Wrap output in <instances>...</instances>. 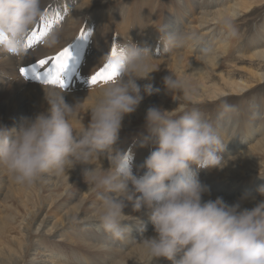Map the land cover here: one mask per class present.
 I'll use <instances>...</instances> for the list:
<instances>
[{
	"label": "bare ground",
	"instance_id": "obj_1",
	"mask_svg": "<svg viewBox=\"0 0 264 264\" xmlns=\"http://www.w3.org/2000/svg\"><path fill=\"white\" fill-rule=\"evenodd\" d=\"M84 1L77 8L76 5ZM130 1L42 0L44 18L36 22L28 37L32 32L44 31L45 24L56 21L59 16V21H56L54 27L52 24L48 31L58 32L59 43L51 48L42 46L40 43L43 37L26 50L21 64L19 59L16 61V56L1 60L0 75H9L13 82L8 81L7 87L0 92V107L7 103L6 108L0 112V123L9 127L12 123L18 128L20 122L14 124V120L10 119H15L11 111H16L21 102L13 96L26 87L30 94L23 90L22 98L30 96L32 100L37 96L43 102L33 111L34 114L48 108L44 89L49 87L39 84L41 81L36 79L38 84L28 83L32 81L31 73L28 81L20 78L22 67L30 68L39 60L50 59L65 47L80 42L82 58L78 59L83 61L82 65L79 70L73 66V70L64 77L67 85L72 87L71 83L75 82L80 90L73 91L72 87L64 97L73 100L76 96H86L89 98L86 104L93 105L104 83L92 85L89 80L107 63V55L112 48L128 42L143 43L150 47L154 58L152 69L157 71L151 74V80H138L137 83L141 88L151 83L159 92L146 96L136 112L124 118L123 128L115 145L116 149L131 157L134 174L142 175L144 169L141 165L157 148L155 141L147 147L140 146L142 135L146 134L144 123L149 107L157 106L167 111L176 109L179 114L192 106L200 109L205 105L214 106L223 101L246 98L264 85V43H254L250 50L240 48V43L244 40L241 34L244 24L238 21L240 16H255L254 11L264 4V0ZM59 6L60 9H57ZM115 8L124 10L118 18L114 17ZM225 16L235 21L239 31L238 38L226 40L221 26ZM59 25L63 27L60 28ZM92 25L95 27L89 38L80 40L81 30L88 32ZM164 25H167L168 31L184 32L194 38L164 51L160 43V37L163 36L160 28ZM205 48L210 49L208 54L204 53ZM1 53L4 52L0 51ZM48 66L51 67V63ZM171 73L187 80L196 90L191 100L186 99L182 92L172 94L165 89L163 78ZM83 100L85 102L84 98ZM73 103L76 102L70 104ZM22 106V111H17L21 114L29 109L28 105L26 108ZM221 111H216L217 115L211 123L225 146L224 152L219 155L226 166L222 170L199 171L200 181L210 188L211 193L210 197L205 196L204 199L223 197L225 201L233 203L248 191L256 196L258 202L264 199L257 191L264 186V97L261 102L253 98L242 111L236 110L224 115H221ZM82 117L73 124L78 131L82 126H87L90 120V115ZM95 166L108 169L110 161L107 156L101 155L94 161V165H77L67 174L58 175L55 183L54 178L52 179L54 173H48L32 187L17 185L11 177L9 182L7 180L4 183L0 177V264H157L145 254L139 244L134 248L130 245L132 241L137 243L147 233V236L154 234L147 209L136 213L132 211L131 203H127L123 210L126 215L143 220L147 232L144 231L139 236L137 234L140 231L134 225L133 230H137V233L132 232L131 236L123 240H114L98 229L97 207L93 209V203L99 205L100 201L95 193L88 190L83 177L85 169ZM6 172L0 169V176L4 177ZM47 184H50L49 187ZM76 188L79 194L76 195L77 204H74L65 199L64 192L68 190L73 195ZM243 206L251 208L254 203L246 202ZM38 221L40 222L36 226ZM123 223L132 224L131 221ZM118 241L122 245L117 248L113 243ZM36 242L40 246L33 250V243ZM129 247L132 249L129 250ZM127 249L128 252L123 253ZM32 251L37 252L31 255ZM29 257L32 258L27 262ZM42 258L48 260L42 261ZM9 260L12 261L8 262ZM159 264L170 262L161 260Z\"/></svg>",
	"mask_w": 264,
	"mask_h": 264
},
{
	"label": "clouds",
	"instance_id": "obj_2",
	"mask_svg": "<svg viewBox=\"0 0 264 264\" xmlns=\"http://www.w3.org/2000/svg\"><path fill=\"white\" fill-rule=\"evenodd\" d=\"M42 0H0V51L23 58L25 41L36 22L44 18ZM226 40L239 36L235 21H221ZM164 51L181 46L194 36L160 28ZM42 43H59L57 31L49 32ZM205 54L210 49H203ZM153 55L143 43L118 45L116 55L107 61L118 65V75L104 83L90 110L87 126L79 131L73 118L81 102L70 104L64 92L44 89L47 111L22 117L17 127L0 123V169L14 183L32 187L46 174H67L77 165H94L101 155L110 161L108 169H85L88 190L100 201L96 210L97 227L114 240L131 236L133 225L143 233L145 224L132 211H148L154 234L138 242L145 254L159 264H264V199L258 202L252 192H244L233 203L223 197L204 199L210 188L198 176L200 170L220 169L226 165L220 153L225 146L197 106L177 114L151 106L145 115L140 146L157 144L144 160L142 175L134 174L131 157L115 148L126 116L135 113L146 96L159 92L151 83L143 88L138 80H151ZM170 93L182 92L191 100L196 90L185 80L170 74L163 78ZM221 115L235 112L234 105L223 101ZM264 197V186L257 189ZM253 202L251 208L244 207ZM131 221L132 224L123 222Z\"/></svg>",
	"mask_w": 264,
	"mask_h": 264
},
{
	"label": "rangeland",
	"instance_id": "obj_3",
	"mask_svg": "<svg viewBox=\"0 0 264 264\" xmlns=\"http://www.w3.org/2000/svg\"><path fill=\"white\" fill-rule=\"evenodd\" d=\"M132 1H134V0H131L130 2H132ZM136 1V0H135ZM140 2H143L144 0H139ZM145 1H147V0H145ZM156 1H158V0H156ZM85 3V1L84 2H82V3H79V4H77L76 6H77V8L79 7V6H81L82 4H84ZM57 9H60V6H59V8H57ZM124 10H122V8H119V10L117 9V8H115V14H114V17L115 18H118L120 15H121V12H123ZM255 12V16H253V15H245V16H240V18H239V23L240 24H244V26H242V29H241V34L244 36V40L240 43V48H243V49H248V50H250V48H251V46L254 44V43H259L260 44V42L261 43H264V41H263V39H264V4H262L261 6H259V8H257V10L256 11H254ZM120 14V15H119ZM71 15V14H70ZM69 18V17H68ZM87 18V20H86V23L88 22V17H86ZM114 18V19H115ZM86 25V24H85ZM59 27L61 28V27H63L62 25H59ZM94 27H95V25H92L91 26V28H90V30L88 31V32H91V31H93V29H94ZM257 39V41H255ZM40 44H42V46H44V44L43 43H40ZM79 44H80V42H74L73 43V46H72V51H73V56H74V67H75V69H77V70H79L78 68H80L81 67V65H82V62L78 59V57H80V58H82V55H81V52H80V50H79ZM257 45V44H256ZM248 47V48H247ZM36 49V47L34 48V49H32V50H35ZM31 50V49H30ZM4 53H1L0 54V62H1V60H3V59H5V58H9V56H12V57H14L15 55H12V54H9L7 51H3ZM110 53H111V51H110ZM109 53V54H110ZM234 55L235 56H237V53H234ZM20 60V64H21V62L24 60V58H20V57H17L16 56V61L18 62L19 60ZM36 64H38V63H36ZM35 64V65H36ZM19 76H20V78H22L23 80H26V81H28V79H30V78H32V77H30V78H24V76H21V74H20V72H19ZM8 81H10V82H13V78H10V76L9 75H6V74H2V76L0 75V92H2V90H4L6 87H7V84H8ZM28 83H34V84H38V81H36L35 79H33L32 78V81L30 80V81H28ZM39 84H42V85H44L42 82H40ZM72 84V87H73V91L74 90H80V86L78 85V84H76L75 82H72L71 83ZM46 87H49V88H57V89H59V87H55V86H52V85H45ZM44 86V87H45ZM72 87L70 86V85H67L66 84V87H65V89H63V92H64V94L67 92V93H70V92H68L70 89H72ZM23 90H26V92L28 93V94H30L29 93V90H27V87L26 88H23V89H21V90H19L13 97L16 99V100H19V102H21V104H20V106H18L17 107V110L16 111H11L13 114H14V116H15V119H10V121L11 120H14V124L15 123H18V122H20L21 121V118L22 117H26V116H33V115H35L34 113H33V111L41 104V103H43L42 102V100L41 99H39L37 96L35 97V99H32L31 100V97L30 96H28L27 98H22V91ZM85 99V102H84V100H83V98ZM262 97H264V85H262L261 86V88L259 89V90H257L256 91V93H252V94H250V95H248V97H246V98H240V99H233V100H227V102L229 103V104H231V105H234L235 107H236V109L238 110V111H242V109H243V107L244 106H246V104H248V102L249 101H251L253 98H256V99H258V101L259 102H261V99H262ZM65 98V100H66V102H68V103H71V102H81V105H80V108H79V113L77 112V115L73 118V120H72V123L75 125L76 124V122L79 120V119H81V118H83L82 117V115L84 116V117H86V116H89L90 115V110H91V107L93 106L92 104H86V102L89 100V98H86V96H76V97H74L75 99H73V100H68V98H66V97H64ZM22 105H24V107L26 108L27 107V105L29 106V109H27V110H25V112H23L22 114L21 113H19V112H17V111H22V108H23V106ZM221 105H222V102H220L218 105H205V107L203 106V108H200V111H201V113H203L202 115H203V117L204 118H206L207 117V121H209L210 123L214 120V118H215V116L217 115V114H215L216 113V111L218 112L220 109L222 110V108H221ZM6 106H7V103L6 104H4L2 107H0V112H1V110H3V109H5L6 108ZM185 106V105H184ZM28 111V112H27ZM44 111H47V109L46 110H43L42 112H44ZM27 112V113H26ZM234 113V112H233ZM20 116H22V117H20ZM7 126V125H6ZM9 127V126H8ZM13 127H16V126H14L12 123L10 124V127L9 128H13ZM76 130H77V128H76ZM78 131V130H77ZM8 173L6 172L5 173V175H4V177H3V175H1L0 177H2V180L1 181H4V183H5V181H7V182H9L11 179H10V176H9V174L7 175ZM56 174L54 173V176L52 177V179L54 178V183L55 182H57L58 181V175H56ZM198 175H200L199 173H198ZM9 184V183H8ZM7 184V185H8ZM49 185L50 184H47V186L49 187ZM73 195H71L70 194V192L68 193V190L67 191H65L64 192V195H66V200H71V202L72 203H74V204H77V200H76V198H77V196L76 195H78L79 194V192H78V190H77V188H76V191L74 192V193H72ZM71 196H73V198L71 199ZM0 200H2L1 198H0ZM76 200V201H75ZM68 205V204H67ZM99 205H98V203H96V202H94L93 203V209L95 208V207H98ZM39 222L40 221H38L37 222V224H36V226L39 224ZM36 226H35V228H36ZM133 232H134V234H136L137 233V230H133ZM147 231H145L144 233H146ZM148 234V233H147ZM147 234L146 235H144L143 237H145V236H147ZM139 235H141V232H140V234H137V236H139ZM43 238V237H42ZM140 241V239L139 240H137V243H134L133 241H132V243L130 244V245H132L131 247L132 248H134V247H136L137 246V244H139L138 242ZM119 242V241H118ZM114 242L113 243V245H115L117 248L118 247H120L122 244L119 242ZM38 243H39V241H38ZM37 242L36 243H33V247H34V249L33 250H36V248H38L40 245L38 244ZM134 243V244H133ZM117 244V245H116ZM131 247H129L128 249L130 250V249H132ZM42 248V247H41ZM128 249L124 252L123 251V253H127L128 252ZM37 251H32L30 254L32 255H34L35 253H36ZM32 258V257H31ZM31 258L29 257V258H27V262H29V259L31 260ZM14 259V258H13ZM46 260H48V259H45V258H42V261H46ZM12 261V260H11ZM10 260L8 261V262H11ZM21 264H27L26 262L25 263H21ZM46 264H48V263H46Z\"/></svg>",
	"mask_w": 264,
	"mask_h": 264
},
{
	"label": "snow or ice",
	"instance_id": "obj_4",
	"mask_svg": "<svg viewBox=\"0 0 264 264\" xmlns=\"http://www.w3.org/2000/svg\"><path fill=\"white\" fill-rule=\"evenodd\" d=\"M60 17L57 16L56 21H59ZM43 20V18H42ZM48 22L45 24V30L37 32H32L28 37L27 42L25 43V48L28 50L34 44H36L41 38L45 37L48 34V31L52 27V23ZM91 35L90 32H85L81 30L79 39L87 40ZM116 55V47H113L111 50V57L114 58ZM51 63V67L48 65ZM74 66V56L72 51V45L65 47L58 55L50 59H41L38 64L20 69L21 76L28 78L29 73H31L32 78L40 80L43 84L52 85L64 89L66 87L64 77L73 70ZM118 75V65L114 62L107 61L105 65L102 66L94 75L90 77L89 83L96 85L98 82L107 83L112 81Z\"/></svg>",
	"mask_w": 264,
	"mask_h": 264
}]
</instances>
